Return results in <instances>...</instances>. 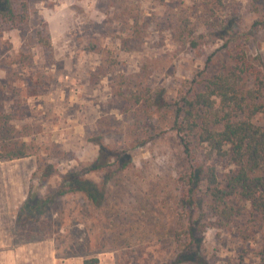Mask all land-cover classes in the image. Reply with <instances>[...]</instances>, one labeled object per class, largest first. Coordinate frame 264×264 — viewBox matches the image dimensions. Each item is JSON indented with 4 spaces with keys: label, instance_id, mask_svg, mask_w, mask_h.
<instances>
[{
    "label": "rangeland",
    "instance_id": "obj_1",
    "mask_svg": "<svg viewBox=\"0 0 264 264\" xmlns=\"http://www.w3.org/2000/svg\"><path fill=\"white\" fill-rule=\"evenodd\" d=\"M263 19L264 0H30L27 20L0 35V112L30 146L27 157L0 160V264L173 258L190 163L167 114L152 109L140 132L136 106L117 91L160 88L173 98L198 70L208 76L229 65L236 50L264 62V27L256 22ZM253 121L264 124V113ZM97 141L131 163L82 175L94 184V200L69 190L63 176L97 157ZM47 164L56 170L40 184ZM213 164L223 185L233 165ZM192 193L204 199L193 218L214 219L200 188ZM232 204L225 227L195 233V256L185 264H258L264 223L249 201Z\"/></svg>",
    "mask_w": 264,
    "mask_h": 264
},
{
    "label": "trees",
    "instance_id": "obj_2",
    "mask_svg": "<svg viewBox=\"0 0 264 264\" xmlns=\"http://www.w3.org/2000/svg\"><path fill=\"white\" fill-rule=\"evenodd\" d=\"M29 2L0 0V35L5 29L27 20ZM256 22L264 27V19ZM38 35L39 40H43L40 32ZM191 45H196L194 37ZM117 92L136 106L135 128L140 132L148 130L152 109L167 114L183 158L190 163L186 174L189 194L187 198L183 196L187 210L181 214L182 218L187 217V223L181 221L182 218L179 221L181 229L174 233L175 256L164 264L192 261L195 255L191 245L199 239L195 233L212 227L222 228L231 222L236 213L232 204L234 198L249 201L264 223V124L253 121L254 117L264 113V62L261 59L251 58L243 49L236 50L229 65L208 76L198 70L188 85L184 83L178 88L173 98H168L160 88L146 87L129 94ZM10 120V114L0 112V160L11 161L30 155V146L22 138L25 133H20V127L10 125ZM97 144L98 155L94 160L63 176L69 190L83 191L94 200L97 198L94 184L80 182L81 176L91 172L110 175L131 163V157L125 151L114 150L100 141ZM202 151L204 159L200 162L198 155ZM222 158H227L233 165L226 173L223 185L217 179L213 164ZM53 166L47 164L41 168L40 184L56 170ZM195 187L203 192L206 207L214 219L198 221L193 218L194 207L203 205L204 201L203 197L195 198L192 193ZM83 263L96 264L98 258L85 259ZM258 264H264V246Z\"/></svg>",
    "mask_w": 264,
    "mask_h": 264
},
{
    "label": "crops",
    "instance_id": "obj_3",
    "mask_svg": "<svg viewBox=\"0 0 264 264\" xmlns=\"http://www.w3.org/2000/svg\"><path fill=\"white\" fill-rule=\"evenodd\" d=\"M27 250L31 251L32 249H31L30 247H28ZM31 253H33V252H31ZM54 262H55V259H54ZM50 264H54V263H50ZM96 264H97V263H96Z\"/></svg>",
    "mask_w": 264,
    "mask_h": 264
}]
</instances>
